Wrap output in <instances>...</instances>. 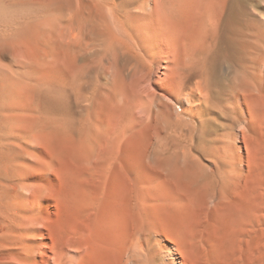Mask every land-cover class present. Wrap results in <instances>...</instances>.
I'll use <instances>...</instances> for the list:
<instances>
[{"label": "rangeland", "instance_id": "374dc122", "mask_svg": "<svg viewBox=\"0 0 264 264\" xmlns=\"http://www.w3.org/2000/svg\"><path fill=\"white\" fill-rule=\"evenodd\" d=\"M113 1L119 7L126 5L124 0ZM129 1L130 10L128 13L122 12L130 26V44L134 53L120 51L110 61L103 60L97 68L89 67L84 76L86 88L84 84L82 87L85 91L82 89V93L87 96L94 94L89 104V118L87 116L92 124H88L87 130L84 128L87 134L92 135L89 141L83 142L86 134L81 132L83 129L73 130L75 125L68 130L66 124L62 123L68 118L69 108L76 116L78 108L73 95L70 104L65 97L67 101L63 100L66 70L64 64L57 63L63 48L55 38L52 56H55L53 60L56 62H53L57 66L47 62L44 68L35 67L33 80L36 93H31L34 89L29 88V94L26 91L23 95L21 92L27 90L24 86L26 89L23 88L25 90L15 97L17 105L22 107L19 108L21 110L15 109L19 113L14 112L15 115L21 114L19 118L15 116L18 118V130L24 132L34 128L37 132V137L29 142L33 155L25 159L26 165L21 172L26 176L29 190L35 194L30 197L29 203L44 217L41 224L42 230L45 229L42 242L53 243L57 249L72 242L82 243L85 251L82 252L81 264H103V257L109 253L107 244L114 241L131 222L129 214L133 207L142 206L143 203L146 206L144 210L149 211L151 219L161 229L179 234L186 241H196L201 235L219 230L221 215L208 201L219 188L217 176L212 175L214 166L211 158L207 159L209 153L203 156L197 150H192L187 155L193 157L190 165L186 167L180 164L181 159H177L175 154L172 157L174 151L182 150L179 143L161 132L163 136L160 139L159 130L143 120L146 115L139 104L159 95L167 104V108L163 107L165 117L170 114L174 120L176 111L184 109L182 103L175 107L178 81L184 77L176 75L175 65L181 62V68L189 73L180 81L185 84L201 80V77L195 76L207 69L214 90L218 89L222 95L233 88L237 81H245L243 77H250L247 66L257 58L259 60L254 48L262 50L264 47V0H179V3L169 4L174 11L168 6L171 0H127V3ZM164 7L168 8L165 10ZM138 39L142 40L141 43L136 41ZM189 60L195 65L193 62L191 66L188 65ZM84 63L80 62V65ZM44 74L46 76L42 77ZM47 74L50 78H47ZM38 80L46 81L44 84L41 82L42 89ZM46 86L50 90L53 87L52 91L49 92ZM17 87L18 92L23 86ZM54 88L55 99L51 96ZM18 94L23 96L19 98ZM262 95L261 100L255 103L243 101L247 120L250 117L253 126L252 134L249 136L247 132L245 139L241 135L239 143L234 142L230 146H234L230 149L236 156L241 152L245 157L249 154L253 155V159L258 157L253 165L258 164L259 160L263 163L259 164L260 167L257 165L258 169L255 165L256 170L251 171L249 176L244 170L242 176L234 175L228 180L223 193L236 201L264 193V90ZM83 104L87 105L88 102ZM251 107L255 111H250L254 110ZM12 113H8L11 114L10 118ZM215 114L211 127L223 133L225 128L222 126L230 119L227 121L217 112ZM251 115H254L253 118ZM214 117L220 118L214 120ZM198 135V131L195 132V143L199 142ZM246 141L251 144L247 148L245 143L242 144ZM149 149L155 152L154 160L160 163L153 162V156L151 161ZM39 229L41 226L38 225L37 231Z\"/></svg>", "mask_w": 264, "mask_h": 264}, {"label": "bare ground", "instance_id": "6f19581e", "mask_svg": "<svg viewBox=\"0 0 264 264\" xmlns=\"http://www.w3.org/2000/svg\"><path fill=\"white\" fill-rule=\"evenodd\" d=\"M125 1L126 5L119 7L113 0H0V264H81L82 262V252L85 251L82 249V243L72 242L64 248L57 249L53 243L42 242L45 229L42 230L41 224H43L44 217L42 218L40 211L31 202L29 203L34 192L29 190L30 186L26 183V176L21 172V168L26 165L25 159L33 155L29 142L37 137V132L34 131V128L24 132L18 130L16 121L21 114L18 116L14 112L17 109L21 110L19 108L22 107H19L20 104L17 105L15 97L17 93L26 88L27 90L21 92L23 95L26 91L29 94V90L34 89L33 72L35 67L42 68L47 62H56L53 60L55 56H52L55 38L63 48L61 53L58 51L61 55L57 53L63 61L61 62L59 58L57 63L58 65L59 63L64 64L66 70V75L63 77L66 88L62 86L66 89L65 95H62L63 100L65 98L70 100L67 102L70 104L73 95L78 108L77 116L73 115L69 108L68 118L62 123L66 124L65 127L68 130H72L76 125L74 128H79H73V130L80 129L78 131H81L83 129L81 132H86L87 127L92 124L88 115L89 104L94 95L92 93L93 95L88 94L89 96H87L82 93L84 84L86 88V81H84L86 70L89 67L97 68L103 60L110 61L111 57L113 59V55L120 51L131 53L135 51L130 44V26L122 12L123 10L128 13L130 10L128 9L130 1L128 3L127 0ZM171 1L168 6L172 3H179V0ZM166 8L168 7H164L165 10ZM175 8L177 9V7ZM170 9L173 10V6H170ZM136 41H140V39ZM148 43L150 42L148 41ZM256 48H254L257 52H255V56L259 57V60L257 58L254 63L250 62L251 65L247 66L248 71L251 72L250 77H243L246 79L245 81H237L236 85L231 88L232 90L230 89L222 95L218 93V89L217 92L214 90L206 68V70L203 69L206 73L201 71L195 76V78L201 77V80L193 84H185L180 81L185 76L188 77L189 73L181 68L183 67L180 65L181 62L177 65L175 64L178 61L174 63L176 75L181 78L184 76L180 81L177 80L180 84L178 83L179 89H176L174 98L175 107L182 103L184 109L176 111L174 120L169 113L165 117L166 112L163 111L164 108H167V104L159 95L154 96L150 101L143 100L139 104L142 113L146 115L143 120L154 129L159 130L157 132L159 138L166 135L169 139L179 143L178 146L182 150L174 151L172 157L176 155L177 159H181L182 163L180 162V164H184L186 167L190 165V160L193 157L192 155L187 157V155L192 150H197L202 155L209 153L210 157L208 156L207 159L211 158V164L214 166L212 175L217 176L216 182L219 188L210 195L208 201L215 209L217 208L221 215L220 222L218 221L219 230L208 235L200 234L201 236L195 239L196 241L188 239L186 241L179 237V234H173L166 228L161 229L155 223L156 221L151 219L149 211L144 210L146 206L143 203L142 206L133 207L129 214L131 222H128L129 224L124 227L123 231L119 228L122 233L107 244L106 249L109 253L103 257V264H264V193L247 196L248 198L238 201L223 193V189L232 176H242L244 170L249 176L251 171L256 170L257 165L263 164L259 160L258 164L253 165V161L258 157L253 159L252 154L245 157L241 152L239 156H236L237 154L234 155L230 149L234 147H230L231 144L239 143L241 135L245 139L244 135L247 132L249 136L252 134L253 126L249 121L250 117L247 120L248 117H246L247 114H245L244 105H242L243 101L255 103L261 100L260 96L264 90V47L262 50ZM57 54L55 53V55ZM79 59L81 60L79 61ZM190 61L189 64L187 61L188 65L193 62ZM80 62L85 63L80 65ZM193 64L191 68L194 67L195 64ZM48 73L52 76L51 72L48 71ZM45 74L42 77L46 76ZM47 78H50L48 74ZM41 82L44 84L46 81H37L42 89ZM97 84H95L96 88L94 87L95 91ZM17 86L19 88L23 86L22 90L19 89L17 92ZM47 86L50 87L49 84ZM48 87L46 89L50 90ZM34 91L36 93L35 89L31 93ZM54 92L55 88L52 97ZM20 94H18L19 98L23 96ZM45 94L48 95L47 92ZM53 98L55 99V97ZM59 99L61 101L62 98ZM86 102L88 104L84 105L83 103ZM250 111H255V109ZM7 112H13L11 118L9 116L11 114ZM216 112L227 121L230 119L228 123L225 122V126L223 124L222 127L225 128L223 133L212 129L211 120ZM219 118L214 117L213 119L218 120ZM90 128L89 130H91ZM146 128L148 129V127ZM227 130L228 132H226ZM197 131L199 142L195 143L194 138ZM86 134L82 138L83 142L89 141V136H92L89 133ZM242 141H244L243 138ZM246 142L242 144L245 143L247 148L248 145H251L248 143H252V141ZM150 143L149 145H151ZM238 147L240 146L238 145ZM237 150L240 151L239 148ZM153 153L151 161L154 160ZM157 158L155 157V159ZM156 161L153 162L156 163ZM175 164L179 165L177 162ZM26 192L28 195L25 196ZM38 225L41 226V229L37 231ZM191 237L193 236L191 235Z\"/></svg>", "mask_w": 264, "mask_h": 264}]
</instances>
